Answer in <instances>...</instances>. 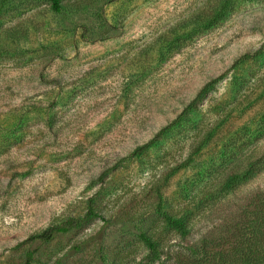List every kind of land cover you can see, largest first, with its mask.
Returning <instances> with one entry per match:
<instances>
[{
    "label": "rangeland",
    "instance_id": "rangeland-1",
    "mask_svg": "<svg viewBox=\"0 0 264 264\" xmlns=\"http://www.w3.org/2000/svg\"><path fill=\"white\" fill-rule=\"evenodd\" d=\"M257 200L264 0H63L59 14L12 0L0 14V264H23L29 250L34 264H139V234L171 264L176 252L227 247ZM89 206L99 217L29 241Z\"/></svg>",
    "mask_w": 264,
    "mask_h": 264
},
{
    "label": "trees",
    "instance_id": "trees-1",
    "mask_svg": "<svg viewBox=\"0 0 264 264\" xmlns=\"http://www.w3.org/2000/svg\"><path fill=\"white\" fill-rule=\"evenodd\" d=\"M12 0H0V14L6 9ZM50 4L51 10L59 14L62 10L63 0H44ZM226 7L219 9L215 15L208 19L206 26L212 27L219 22H222L228 14ZM220 78L209 82L201 90L200 95L206 93L208 87L216 83ZM166 128L160 131L164 133ZM149 144L144 145L138 151L145 150ZM257 171L249 170L242 177L233 176L229 179L228 187H232L233 183L240 184L249 180L256 174ZM260 199V198H258ZM165 225L171 230L177 232L180 236L185 237L189 234L187 222L184 218L175 217L167 212L159 210ZM99 217L89 206L83 218L72 220L63 226L50 227L43 232L31 236L29 241L45 244L53 240L57 235L66 233L72 229H77L83 223L89 222L92 219ZM139 238L146 246L148 253L144 260L139 264H166L163 260V250L160 249L159 243L153 241L145 234H139ZM232 240V241H230ZM224 243L221 246L207 247L211 245L205 244L201 247L188 251L187 253H175L171 264H264V202L257 200L253 208L249 212H244L243 221L229 235L224 238ZM35 250H29L25 254L23 264H34ZM55 264H61L56 262Z\"/></svg>",
    "mask_w": 264,
    "mask_h": 264
}]
</instances>
